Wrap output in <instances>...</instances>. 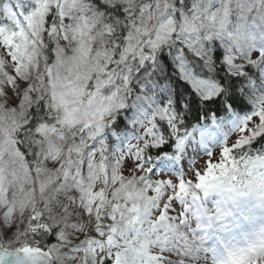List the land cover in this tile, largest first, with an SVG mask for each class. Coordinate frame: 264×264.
I'll return each instance as SVG.
<instances>
[{
  "label": "snow or ice",
  "instance_id": "snow-or-ice-1",
  "mask_svg": "<svg viewBox=\"0 0 264 264\" xmlns=\"http://www.w3.org/2000/svg\"><path fill=\"white\" fill-rule=\"evenodd\" d=\"M0 264H264V0H0Z\"/></svg>",
  "mask_w": 264,
  "mask_h": 264
}]
</instances>
